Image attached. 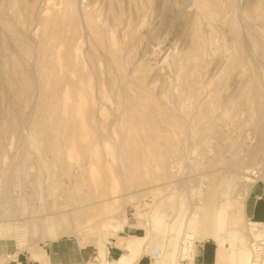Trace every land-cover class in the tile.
<instances>
[{"label":"rangeland","instance_id":"obj_1","mask_svg":"<svg viewBox=\"0 0 264 264\" xmlns=\"http://www.w3.org/2000/svg\"><path fill=\"white\" fill-rule=\"evenodd\" d=\"M261 181L264 0H0L4 264L36 257L30 225L47 215L63 217L57 240L94 251L87 264L115 217L126 219L114 237L126 225L144 235L155 202L164 225L247 185L253 200ZM188 237L168 248L184 256Z\"/></svg>","mask_w":264,"mask_h":264},{"label":"crops","instance_id":"obj_2","mask_svg":"<svg viewBox=\"0 0 264 264\" xmlns=\"http://www.w3.org/2000/svg\"><path fill=\"white\" fill-rule=\"evenodd\" d=\"M261 185L264 186L263 183ZM255 186L250 185L248 189V193L243 201V214L246 220L249 221H256V222H264L261 221L264 219V212H261L257 208V201L261 199V196L264 195V190H258L257 193H254L253 200H249V193L250 191H255ZM137 216H141L140 213H136ZM126 217H121L115 220L110 224L109 230L110 237L103 236L107 242L104 248H100L96 243V255L93 258V262L87 264H122L124 260L130 261L131 264H153L156 261V257L161 255L163 252L170 251L168 248L165 250L163 246V240L159 241L157 245H145L144 241H141L145 236L148 235L149 227L147 228L144 235H137L136 229L138 227H132L131 225L124 226L126 233L124 235L114 237L118 230L121 229L122 225L125 223ZM254 219V220H251ZM229 226H233L235 228L239 226H235L232 224H228L225 226L224 233H222V237H224V246L230 249H237L229 247L228 241L234 242V239L228 238L227 235V228ZM156 235H161L162 233H155ZM240 235V233H239ZM239 235L235 238L236 244L238 242ZM66 236V235H65ZM64 237V236H60ZM158 237V236H157ZM59 238V237H58ZM149 238L146 237L145 241ZM101 239V238H100ZM202 243H198L196 245L195 252L191 256V251L194 242L197 240L192 241L189 243L188 250L186 251V255L178 257L179 252L175 256L174 264H218L216 262V249L217 245L216 242L211 239H204ZM214 244L212 246L211 242ZM47 241V240H46ZM40 251L36 252V257L33 259L28 258L25 264H84L88 262L90 259L91 253L94 252L92 249L87 247H78L72 242L67 240H57L52 239L45 243L39 242ZM248 248V246H247ZM15 253H13V256ZM19 254L16 255L15 259L12 261H16L15 264H21L18 258ZM165 256V254H164ZM189 256V257H186ZM248 260V250L247 255L245 257V261L243 262V257L240 258V264H246ZM162 261V262H161ZM168 264L166 258H163L159 261V264ZM0 264H4V260L0 258ZM225 264V263H220Z\"/></svg>","mask_w":264,"mask_h":264},{"label":"bare ground","instance_id":"obj_3","mask_svg":"<svg viewBox=\"0 0 264 264\" xmlns=\"http://www.w3.org/2000/svg\"><path fill=\"white\" fill-rule=\"evenodd\" d=\"M70 77H72V75H70ZM247 171L249 170L245 169L246 173ZM255 175L256 176L253 179L248 176L242 178L243 180L251 181L256 179V177H259L261 173L259 176L258 174ZM249 187L250 185H247L244 191L238 194L239 196L236 197V201L235 202L233 201V203L231 202L229 205L228 204L225 205L224 203H218V204L212 203L211 206H208L207 208H202L197 218H193L192 216H189L187 218H184V221H182L183 219H181V217L179 218L178 215H174L171 221L164 225L161 224V218L158 213L160 204L158 202H155L153 207L151 208L152 210H150L149 212L150 215L147 219L149 221L147 222L149 223L148 231L149 232L152 231L154 233H159L160 231H162L166 233V237L162 242L165 250H167L168 247L174 245V241L178 242V238L180 237L182 239L181 241L182 246H185L184 239H188L189 238L188 235H191L192 236L191 239L193 240H204V239H211L212 241L214 240L217 245L216 262L218 264L220 263L240 264L239 260L244 255V250L247 245L248 260L246 264H249L251 242L253 240L258 239L260 236H264V222L249 221L245 219L244 222H245L246 232L245 233L240 232L236 250L230 248L227 249V247L224 246V237H222V233H224V229L226 225L228 224H232L235 226L241 225L243 221V201L248 193ZM230 208L232 209L229 211ZM110 211H112V209ZM61 220H63V217L58 219L55 214L47 215L43 218L42 221L40 220L41 222L39 221L40 224L37 223L35 224L31 222L30 225L31 231L37 229L36 227L38 226L41 228L42 231L40 236L38 237V239L40 240L39 242H44L46 240H52L60 236H65L67 231L65 228L62 227ZM108 226H110V224ZM10 228L11 225L8 222L3 220L0 221V236L3 234V232L9 231ZM22 235L23 234L20 231L17 233L15 232V234H13V236H15V238L17 239L21 238ZM148 235L145 236L143 239H141V241L145 242V239L146 237H148ZM245 235H247L248 237V242H246V244H245ZM105 242H107V240ZM174 247L175 245L172 246L173 250ZM182 250L186 252L188 249L187 247H185L182 248ZM184 255L186 254L184 253ZM175 256L177 255L175 254L174 251H166V253L163 252L161 255L155 258L156 261L153 264H159V261L163 258L167 259L168 264H174ZM178 257L181 256L179 255ZM105 264L108 263L105 262ZM122 264H131V263L130 261L124 260Z\"/></svg>","mask_w":264,"mask_h":264},{"label":"built area","instance_id":"obj_4","mask_svg":"<svg viewBox=\"0 0 264 264\" xmlns=\"http://www.w3.org/2000/svg\"><path fill=\"white\" fill-rule=\"evenodd\" d=\"M261 182L264 184L263 181ZM249 264H264V236L251 242Z\"/></svg>","mask_w":264,"mask_h":264}]
</instances>
